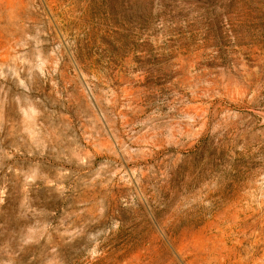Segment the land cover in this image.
Listing matches in <instances>:
<instances>
[{
    "label": "rangeland",
    "instance_id": "rangeland-1",
    "mask_svg": "<svg viewBox=\"0 0 264 264\" xmlns=\"http://www.w3.org/2000/svg\"><path fill=\"white\" fill-rule=\"evenodd\" d=\"M0 264H264V0H0Z\"/></svg>",
    "mask_w": 264,
    "mask_h": 264
}]
</instances>
